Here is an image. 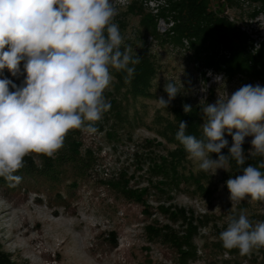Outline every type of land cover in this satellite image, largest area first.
<instances>
[{"label":"rangeland","instance_id":"1","mask_svg":"<svg viewBox=\"0 0 264 264\" xmlns=\"http://www.w3.org/2000/svg\"><path fill=\"white\" fill-rule=\"evenodd\" d=\"M263 1L210 0V8L228 16L257 48L264 43ZM164 2L111 0L118 12L114 22L124 23V44L140 37L154 55L151 95L131 96L112 74L104 93L111 107L95 124L96 133L71 131L53 157H25L16 173L19 184L0 177V264H264V247L242 256L220 240L241 213L253 224L264 222V201L230 200L226 181L236 176L231 165L205 172L187 154L177 166L179 180L162 170V160L177 149L168 138L172 108L226 101L244 86L205 67L186 43L143 39L139 11L156 15ZM168 26L158 19L159 34ZM25 75L22 62L21 74L5 69L0 78L19 87ZM166 82L179 89L167 108L158 103L168 100ZM251 139L242 145L246 156Z\"/></svg>","mask_w":264,"mask_h":264},{"label":"clouds","instance_id":"2","mask_svg":"<svg viewBox=\"0 0 264 264\" xmlns=\"http://www.w3.org/2000/svg\"><path fill=\"white\" fill-rule=\"evenodd\" d=\"M117 15L111 0H0V77L5 69L14 77L21 74L22 62L26 74L19 87L0 78V177L19 184L16 173L25 157H53L71 131L97 132L95 124L111 107L104 95L113 81L111 70L125 72L127 83L140 63L131 46L122 48ZM164 91L168 100L160 97L158 103L167 108L179 89L166 82ZM183 110L187 114L192 107L185 104ZM202 113L201 138L186 134L185 121L175 137L199 170L227 171L230 159L244 166L248 157H264V87L244 85ZM226 132L232 145L224 155ZM246 137H252L247 156ZM261 169L264 159L227 179L232 202L264 201ZM220 240L224 248L249 255L264 247V222L253 224L241 213L230 219Z\"/></svg>","mask_w":264,"mask_h":264},{"label":"trees","instance_id":"3","mask_svg":"<svg viewBox=\"0 0 264 264\" xmlns=\"http://www.w3.org/2000/svg\"><path fill=\"white\" fill-rule=\"evenodd\" d=\"M164 3L165 5L160 7L156 15L139 11L143 14L140 19L143 39L149 35L160 40L161 43H173L180 46L186 43L205 67L211 68L221 77L239 79L243 85L254 81L264 83V43L256 48L254 41L228 16L220 10L210 8V0H165ZM131 5L128 6L129 12L135 9ZM160 18L169 24L164 34H159L157 31V22ZM119 26L121 33L124 23L120 22ZM139 41L140 37L122 45V48L131 46L132 55L135 57L137 54L140 57V63L134 66L135 74L130 78V82H125V72H118L114 69L111 71L117 81L118 88H125L131 96H149L151 95V80L156 74L157 64L154 55L146 46L145 40ZM187 105L192 107V110L187 114L181 105L173 107L171 112L174 115V122L167 125L170 131V136H168L169 134L167 136L170 141L177 144V149L169 152L167 158L162 160V170L167 172V176L171 173L172 180H179L182 177L177 166L187 155L183 146L175 138L180 121L187 123L186 134L195 135L197 138L202 137V106ZM120 114L121 112L118 116ZM227 140L228 146L222 149L224 155L228 154L232 137L229 136ZM212 158L216 159L217 155L212 154ZM262 159L261 156L248 157L244 166H238L232 159L229 163L235 174L240 175L242 167H246L248 164L257 166Z\"/></svg>","mask_w":264,"mask_h":264},{"label":"bare ground","instance_id":"4","mask_svg":"<svg viewBox=\"0 0 264 264\" xmlns=\"http://www.w3.org/2000/svg\"><path fill=\"white\" fill-rule=\"evenodd\" d=\"M9 211V210H8ZM5 222V221H4ZM9 234V233H8ZM20 240V239H19ZM16 242V241H15ZM24 243V242H23Z\"/></svg>","mask_w":264,"mask_h":264}]
</instances>
